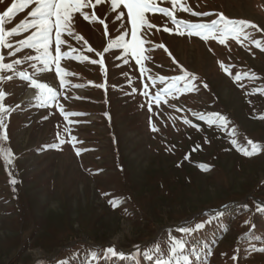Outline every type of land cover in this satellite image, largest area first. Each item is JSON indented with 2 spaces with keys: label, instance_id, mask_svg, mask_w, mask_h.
<instances>
[{
  "label": "rangeland",
  "instance_id": "obj_1",
  "mask_svg": "<svg viewBox=\"0 0 264 264\" xmlns=\"http://www.w3.org/2000/svg\"><path fill=\"white\" fill-rule=\"evenodd\" d=\"M13 2L2 0L0 12ZM160 6L172 7L170 0ZM186 6L214 14L177 11L178 18L207 22L222 12L258 28H246L250 38L242 35V42L220 44L166 32L165 25L175 27L170 18L150 13L159 30L144 34L151 41L144 61L149 71L142 75L119 49L104 53L105 69L91 60L127 21L116 20L104 0L95 15L105 20L107 36L99 21L80 13L72 21L74 33L95 51L74 36L62 37V52L71 48L73 56L90 59L64 58L61 65L72 75L62 87L54 72L37 75L57 89L56 102L43 105L27 80L5 70L13 79L0 80L2 103L10 109L3 114L2 143L14 158L6 164L0 157V264H155L144 253L172 236L197 249L195 264H264V50L252 42L264 45V0H186ZM30 10L6 27L28 19ZM85 11L92 15L91 7ZM28 34L12 37L13 44ZM4 54L11 62L34 53ZM33 63L16 71L31 73ZM184 69L197 77L193 91L162 94L158 105L143 95L145 84L150 96L166 86L148 75L170 78ZM245 72L256 78L234 79ZM193 113H220L230 123L209 126ZM249 140L261 146L252 156L242 150H251ZM201 222L192 233L180 232ZM109 247L124 256L107 255Z\"/></svg>",
  "mask_w": 264,
  "mask_h": 264
},
{
  "label": "snow or ice",
  "instance_id": "obj_2",
  "mask_svg": "<svg viewBox=\"0 0 264 264\" xmlns=\"http://www.w3.org/2000/svg\"><path fill=\"white\" fill-rule=\"evenodd\" d=\"M2 2V0H0ZM104 0H15L5 11L0 12V80L13 79V76H5V70L15 73L20 78L27 80L30 87L36 90L37 97L41 100L42 104L47 106L49 103H54L58 98V91L55 87L51 86L47 81L38 79V74H44L47 72H54L55 76L59 80L60 86L66 84L65 76L72 75L67 69L62 67L61 61L64 58L70 57L78 60H88L87 56H73L75 49L62 52V46L66 44L64 35L74 36L75 39L83 41L88 47L89 51H95L87 44V41L80 35H77L72 30V21L77 13L83 15L84 19L90 21H99L104 25L105 35H108L107 24L104 19L95 15V8L97 5L103 3ZM162 0H110V11L115 14L116 20L124 21L126 18L127 23L122 25L124 31H121L119 35L111 39L102 52H96V56L99 57L97 60H91L93 64H100L106 69L104 65V53L119 49L122 50L125 59L132 57L135 59V63L140 65L141 74L147 73L149 70L144 66V61L149 59L145 53L149 50L147 45L151 44L144 38L146 30L153 28H159L151 23L149 19L150 13H161L165 17L170 18L171 23L175 26L169 28L164 26V31L169 33H175L181 36H197L204 41L209 39L216 40L220 44H226L230 38H234L237 42L241 41V36L244 39H249L250 34L245 31L246 28H258L257 25L250 21L243 19L229 18L224 13H216V19L211 21L193 22L183 20L177 17L176 12L182 11L190 13L197 17H207L214 13L212 12H195L191 7L186 6V0H170L172 7H162L160 3ZM29 18L16 24L14 27L7 28L6 24L11 23L15 15L25 9H29ZM91 7L92 15L85 9ZM119 31V30H118ZM264 31V30H262ZM22 33H29L24 39L18 40L16 43L19 46H15L12 42V37L19 36ZM256 47L264 50V45L261 41L254 40ZM54 45V47H53ZM155 48H163L167 51V47L163 44L153 45ZM24 49H30L34 54L23 57V59H13L11 62H6L5 50H7L8 56H16L17 53ZM171 56V53H168ZM25 61H35L32 64L33 72L27 71H16V65H20ZM223 66V65H222ZM228 71V69H225ZM229 75L231 72L229 71ZM244 77H250L255 79L254 74L245 72L243 74L236 73L234 79L239 81ZM152 81L153 84L157 80L165 82L166 86L158 91L155 96H150L148 85H144L143 95L150 97V101L154 100L157 105L161 102L163 96L170 95L172 93H183L193 91L195 84L193 83L197 77L188 72L186 69L183 70L182 75L174 77L158 76L153 78L151 75L147 77ZM80 85H77L79 87ZM204 87H207L205 84ZM255 91H259L256 89ZM163 94V96H162ZM6 93L0 90V157H2L6 164H11L14 158L11 148L5 147L2 141L7 140L6 125L4 124L3 114L10 109L6 108L2 103ZM167 103V100H164ZM149 109L151 110L152 104L149 102ZM61 112L64 109L61 107ZM69 115H80L79 113H69ZM198 115L201 120L207 119L209 126L216 124L218 126L227 127L230 123L227 117L220 113H210L207 117L204 114L193 113ZM264 118V117H261ZM185 123H190L185 119ZM155 130V128H154ZM235 134V129H233ZM73 139H75L73 137ZM63 143V141H61ZM233 143H236L233 140ZM251 145V150L244 148L243 153L246 156L255 155L260 151L261 146L253 143L251 140L248 141ZM202 168L207 170V165H201ZM15 183V181H12ZM115 206V205H114ZM204 226L203 222L196 224L194 227H181L180 232L185 234L192 233ZM139 248V246H137ZM197 249H191L187 242L177 236H172L169 240L161 246L160 244L154 245L144 253L148 259H155V264H195V260L198 257L194 256L193 253ZM264 251V249H261ZM107 255L123 257V252H118L115 247H109L107 249ZM96 259V254L92 253V260ZM60 264H64L63 261ZM91 264V262H89Z\"/></svg>",
  "mask_w": 264,
  "mask_h": 264
},
{
  "label": "water",
  "instance_id": "obj_3",
  "mask_svg": "<svg viewBox=\"0 0 264 264\" xmlns=\"http://www.w3.org/2000/svg\"><path fill=\"white\" fill-rule=\"evenodd\" d=\"M210 210V209H209ZM208 210V211H209ZM210 211H213V210H210ZM168 227H170V226H168ZM85 242H87V243H90V244H94L93 242H91V241H89V240H84Z\"/></svg>",
  "mask_w": 264,
  "mask_h": 264
}]
</instances>
